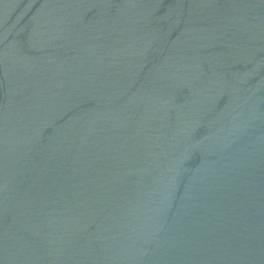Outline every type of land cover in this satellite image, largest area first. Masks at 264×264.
Wrapping results in <instances>:
<instances>
[{"label":"water","instance_id":"obj_1","mask_svg":"<svg viewBox=\"0 0 264 264\" xmlns=\"http://www.w3.org/2000/svg\"><path fill=\"white\" fill-rule=\"evenodd\" d=\"M0 264H264V0H0Z\"/></svg>","mask_w":264,"mask_h":264}]
</instances>
